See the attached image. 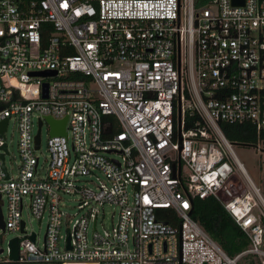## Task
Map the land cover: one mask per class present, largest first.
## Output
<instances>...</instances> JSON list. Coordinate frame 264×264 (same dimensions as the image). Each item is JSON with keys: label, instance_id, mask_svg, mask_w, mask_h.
Instances as JSON below:
<instances>
[{"label": "built area", "instance_id": "1", "mask_svg": "<svg viewBox=\"0 0 264 264\" xmlns=\"http://www.w3.org/2000/svg\"><path fill=\"white\" fill-rule=\"evenodd\" d=\"M214 4L0 0V206L18 233V262L242 264L255 255L264 264V197L235 152L242 143L222 127L251 125L264 151V0ZM43 71L56 74L33 75ZM47 117L66 119V135H52ZM45 127L46 165L37 156ZM64 194L78 197L80 217ZM196 197H214L249 248L230 256L192 217ZM106 204L118 222L100 231ZM25 209L46 220L42 241Z\"/></svg>", "mask_w": 264, "mask_h": 264}, {"label": "rangeland", "instance_id": "2", "mask_svg": "<svg viewBox=\"0 0 264 264\" xmlns=\"http://www.w3.org/2000/svg\"><path fill=\"white\" fill-rule=\"evenodd\" d=\"M213 8L216 7L215 4L211 5ZM7 139L10 143L11 154L7 157V164L10 171L15 175L18 170V165L20 163V155L17 147L18 141V130L16 125L12 122L7 133ZM48 135L46 127L43 130L42 135V148L37 151V156L40 157L41 164L47 163L46 159L49 157V152L47 149ZM260 146V145H258ZM235 152L238 158L244 163V166L250 175L253 182L261 189V193L264 197V151L258 147L248 146L244 144H236ZM64 207L68 213L73 215V218L76 219L80 217L84 210H79L78 197L73 194H64L63 195ZM4 214L7 215V206L4 207ZM24 217L28 221V227L32 231H36L39 234V240L42 241L46 232V220L40 225L38 220L28 213V210H24ZM118 222V210L115 206L106 204L100 208V218L98 223V229L102 231L107 229L112 230L114 225ZM17 232L6 230L0 227V247H4L5 251L0 255V262H4V259L8 258L9 248L8 244L10 239L17 236ZM244 263H248L250 258L244 260Z\"/></svg>", "mask_w": 264, "mask_h": 264}, {"label": "trees", "instance_id": "3", "mask_svg": "<svg viewBox=\"0 0 264 264\" xmlns=\"http://www.w3.org/2000/svg\"><path fill=\"white\" fill-rule=\"evenodd\" d=\"M217 0H194L195 8L198 10L204 6L212 5ZM222 127L226 135L235 143L256 144L258 135L251 125H230L223 123ZM194 207L192 217L199 222L205 230L218 242V244L230 255L246 250L250 246L248 237L236 225L231 215L225 208L214 198L208 197L201 199L196 197L193 199ZM160 211L163 220L172 224H178L179 219L169 208H163ZM250 261L246 264H261L258 256L247 255L246 259ZM0 264H47L40 262L21 263V262H0ZM242 264H245L242 261Z\"/></svg>", "mask_w": 264, "mask_h": 264}, {"label": "water", "instance_id": "4", "mask_svg": "<svg viewBox=\"0 0 264 264\" xmlns=\"http://www.w3.org/2000/svg\"><path fill=\"white\" fill-rule=\"evenodd\" d=\"M243 2V0H242ZM235 4H241V0H234ZM56 74V72L53 71H43V72H34L33 75L36 76H48V75H53ZM45 87H46V92H45V96H47V87H48V83H45ZM181 106V105H180ZM49 123L52 126V135H66V130H65V125H66V119L65 120H56L53 119L52 117H47ZM179 119H181V110L179 113ZM7 123H8V119H6L3 124L0 127V130L2 132H5L6 128H7ZM41 126H42V120L40 121V128L38 131V134L36 136V144L37 147L40 146V142H41ZM244 145H248V146H253L252 144H246V143H242ZM4 148L7 149L6 144L4 145ZM5 158V155L2 154V159ZM4 168L5 165H4ZM24 226V224H23ZM0 227L3 229V231L6 230L5 227V220H4V214L2 211V202H1V206H0ZM32 239H35V235L32 236ZM8 248H9V253H8V259L11 262H18L19 259V244H18V237H14L12 239H10L9 244H8ZM5 251L4 247H0V255L3 254V252Z\"/></svg>", "mask_w": 264, "mask_h": 264}]
</instances>
